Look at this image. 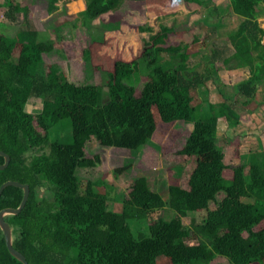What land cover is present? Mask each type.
I'll use <instances>...</instances> for the list:
<instances>
[{"label":"trees","instance_id":"trees-1","mask_svg":"<svg viewBox=\"0 0 264 264\" xmlns=\"http://www.w3.org/2000/svg\"><path fill=\"white\" fill-rule=\"evenodd\" d=\"M125 1L85 0V14L93 19L118 10ZM8 4L3 14L6 21L1 20L0 13V150L11 161L0 170V187L8 181L30 186L22 212L5 217L13 231L15 249L29 264H91L92 256H95L94 264H159L158 253L169 264H211L217 258H224L229 264L260 262L264 257V228L258 229L264 222V156L249 153L240 164H226L223 138L217 135V119L221 117L238 125L241 116L234 104L254 112L259 101L264 100L258 87V79L264 78V56L259 59L256 51V46L264 40L260 21L263 16L260 5L264 0H228L226 16L216 8L207 9L208 15L215 18L210 34L192 36L194 44L201 41L211 46L201 70L194 66L181 68L176 61L168 63L163 59L162 67L176 72V90L187 95L189 101L190 92L195 96L193 105L187 100L186 105L176 109L170 88L156 77L152 78L150 90L137 97L143 104L157 102L165 121L185 117L192 123L185 148L190 156L199 157L200 162L194 188L187 198L191 219L183 225L182 235L197 245L185 249L186 261L175 244L166 239L167 222L163 215L155 231L150 227L151 218L167 212L171 203L146 179L128 192L117 193L112 201L107 191L99 190L103 184L106 186L103 178L90 177V172L83 174L96 168L99 158L88 157L90 151L84 148L82 139L98 131L110 130L114 147L131 153L142 150L149 140L143 129L142 108L108 99L103 85L69 81L55 60L48 66L39 61L34 57L36 52L51 58L60 53L55 47L57 40L62 41L60 33L55 39L43 36L30 25L28 10L21 0H9ZM20 13L25 14L22 27L16 24ZM232 16L236 17V27L226 38L233 50L231 57L244 65L247 76L234 85L218 86L222 102L217 112L210 115L206 112V107L211 106L206 98V83L214 79L216 65L225 66L227 59L223 49L213 43L214 35L223 28L222 19ZM104 26L109 29L108 25ZM114 26L119 27V22ZM24 33H28L26 41L21 40ZM91 39L105 40L104 34H92ZM84 54L90 69V51L85 49ZM66 88L70 90L72 108L68 117L59 118L52 108L60 102ZM23 94L49 103L45 112H50L55 122L42 127L44 137L34 129V115L18 108ZM215 152L221 155L216 157ZM4 162L0 155V165ZM81 182L85 185L79 193L80 206L68 203L65 194L70 188L81 187ZM46 185L57 199L42 194ZM23 197V189L6 187L0 196V212L18 208ZM63 198L65 204L61 202ZM110 201L118 204V211L110 206ZM211 203L216 205L213 210ZM202 211H206V216L199 222L195 215ZM242 213L246 215L237 221ZM85 219L88 222H82ZM90 231L95 237L88 235ZM81 250L85 252L82 257ZM0 264H23L9 252L1 228Z\"/></svg>","mask_w":264,"mask_h":264},{"label":"rangeland","instance_id":"rangeland-1","mask_svg":"<svg viewBox=\"0 0 264 264\" xmlns=\"http://www.w3.org/2000/svg\"><path fill=\"white\" fill-rule=\"evenodd\" d=\"M21 1L28 10L30 25L34 29L51 39L57 38L58 33L62 37V41L57 40L55 45L61 50L59 54L51 58L36 52L34 57L46 66L53 60L60 63L71 82L103 85L105 96L109 95L108 99L142 108L143 129L149 138L142 150L131 153L128 149L114 147L111 131H98L96 135L91 134L82 139L84 148L90 151L88 157L99 158L98 166L83 171V174L89 175L90 172V177L98 180L103 178L106 186L103 184L99 190L107 191L112 201L115 200L117 193L128 192L132 186L146 179L171 203L167 212L151 218L150 227L155 231L163 215L167 222L164 229L166 239L175 244L182 260L186 261L185 249L197 245L193 240L182 235L183 225L189 224L191 219L187 213L189 210L187 198L194 188L200 162L199 157L190 156L185 148L192 123L187 122L185 117L165 121L157 102L143 104L137 97L150 90L152 78L156 77L170 88L176 109H181L187 104V95L175 88V70L164 69L163 59L168 63L176 61L181 68L194 66L197 70H201L208 58L207 49L211 46L201 41L194 44L192 36L203 35L204 32L210 34L209 30L215 18L208 15L207 9L216 8L226 16L228 0H205L202 4L182 0L144 2L126 0L118 10L93 19H89L85 14L86 5L82 4L85 0ZM8 3L9 0H0L2 21H6L3 14L8 9ZM260 7L263 14L260 21L264 26V4ZM17 17L16 24L22 27L25 14L20 13ZM116 22H119V27L114 26ZM222 22L224 26L214 35L213 43L223 49V56L227 59L225 66L216 65L214 79L206 83L208 90L206 98L211 103L210 108L206 107V112L210 115L217 112L222 102L217 90L218 86L221 83L234 85L247 76L244 65L231 57L233 50L228 46L226 38V34L236 27V17L232 16L228 19L225 17ZM104 25H108L109 29ZM92 34H104L105 40L93 42ZM20 36L21 40L26 41L28 33ZM85 49L90 51V67H92L90 69H87ZM256 51L258 58L261 59L264 56V40L256 46ZM154 64L159 66L156 67ZM10 87L18 89L15 84H10ZM258 87L264 94V78L258 79ZM190 95L192 98L188 100L189 105H193L195 96L192 92ZM47 104L49 103L42 99L23 94L18 105V108L34 115V129L41 137H44L42 127L55 122L52 114L45 112ZM71 108L70 90L66 88L60 102L53 104L52 111H55L59 118H66ZM234 108L241 116L238 125H232L221 117L217 119V135L223 138V156L229 166L240 164L244 156L249 153L264 156V100L259 101V106L254 112L238 104H234ZM220 155V152L214 153L216 157ZM245 170L248 171V166ZM84 185L81 182V187L78 189L76 187L77 190L70 188L65 194V200L80 206L82 198L79 193L84 189ZM42 194L57 199V195L48 185L43 189ZM222 196L221 194L218 198ZM65 200L63 198L61 202L65 204ZM112 201L110 206L118 211V204ZM215 208V203H211L210 209ZM245 215V213L238 215L236 220H240ZM205 216L206 211L195 215L199 222L203 221ZM82 222L88 221L85 219ZM58 226L60 227V224ZM260 228H264V222L258 227ZM88 235L95 237L93 231ZM80 252L81 257L85 255L84 250ZM94 258L95 256L91 257V264H94ZM156 258L159 264H169L161 253L156 254ZM226 262V259L218 258L213 264H226Z\"/></svg>","mask_w":264,"mask_h":264},{"label":"water","instance_id":"water-1","mask_svg":"<svg viewBox=\"0 0 264 264\" xmlns=\"http://www.w3.org/2000/svg\"><path fill=\"white\" fill-rule=\"evenodd\" d=\"M0 155H2L5 158V162L3 165H0V170L5 169L10 161L11 158L8 154L0 150ZM8 186H15L18 188H21L24 190V197L23 200L18 208H7L4 209L0 212V228L4 234L5 241L7 248L9 252L11 253L12 256H14L16 259H18L20 262L23 264H29L27 261L26 257L20 253L18 250L15 249L14 244H13V231L9 223L5 220V217L7 215H18L22 212V210L25 208L26 203L29 199L30 195V186L28 184H22L17 181H8L5 182L1 187H0V196L2 195L3 191L5 190L6 187Z\"/></svg>","mask_w":264,"mask_h":264},{"label":"crops","instance_id":"crops-1","mask_svg":"<svg viewBox=\"0 0 264 264\" xmlns=\"http://www.w3.org/2000/svg\"><path fill=\"white\" fill-rule=\"evenodd\" d=\"M82 4L85 6V2L84 1H82ZM218 259V258H217ZM214 261H216V259L214 260ZM214 261L212 262V264L214 263ZM225 263V262H224ZM226 264H229L228 262H226ZM255 264H264V257L262 258V260L260 261V262H257V263H255Z\"/></svg>","mask_w":264,"mask_h":264}]
</instances>
